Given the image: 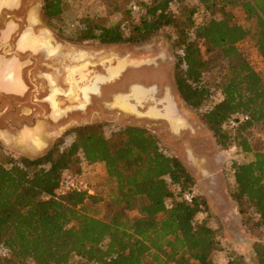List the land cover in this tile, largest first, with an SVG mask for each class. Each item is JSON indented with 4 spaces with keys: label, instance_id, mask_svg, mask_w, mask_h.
<instances>
[{
    "label": "trees",
    "instance_id": "16d2710c",
    "mask_svg": "<svg viewBox=\"0 0 264 264\" xmlns=\"http://www.w3.org/2000/svg\"><path fill=\"white\" fill-rule=\"evenodd\" d=\"M123 2L127 25L87 18L91 34L80 30L78 40L141 43L165 26L178 27L181 52L174 77L179 95L189 107L205 106L212 96L205 79L219 74L216 87L223 98L202 119L217 145L253 154L251 160L232 163L236 188L231 197L243 224L253 221V214L264 227V150L253 149L249 138L254 128L264 132V0ZM67 3L43 0L44 19L53 30ZM236 9L248 25L238 20ZM199 12L203 19L196 23ZM245 40L262 58L260 67L240 48ZM240 113L249 119L228 127L230 117ZM75 133L66 149L54 145L35 159L0 157V264H215L217 232L207 218L197 220L201 213L210 215L208 201L194 193V177L182 160L167 153L158 132L128 125L110 135L88 127ZM83 162L105 164L114 185L107 200L96 190L56 196L64 172L81 173ZM188 191L194 193L192 202L184 199ZM100 202L108 208L103 216L93 212ZM253 250L257 263L264 264V242L255 241ZM227 264L238 262L231 257Z\"/></svg>",
    "mask_w": 264,
    "mask_h": 264
},
{
    "label": "rangeland",
    "instance_id": "374dc122",
    "mask_svg": "<svg viewBox=\"0 0 264 264\" xmlns=\"http://www.w3.org/2000/svg\"><path fill=\"white\" fill-rule=\"evenodd\" d=\"M127 5L128 4H125L123 0H68L67 9L62 20L55 24V30L52 29L59 44L64 43L86 46L85 50L89 53H85V56H82V54L81 56H77L75 58V64L80 63L79 61H86L78 70H81L82 73H86L89 78L92 79L93 75L97 73L106 74V67L108 66L107 71L109 70L108 74L110 75H107L106 78L110 79L109 81L111 82L105 83V87L117 86L125 73H129L131 70H140L141 68H145L143 70H148L146 68L151 67L153 63H161L168 68L170 81L164 84L165 88L160 86L159 92L157 93V97L161 98L164 104L160 103L162 100L156 99V94L150 97L151 91L153 92L154 89L151 88L148 90L145 88L147 84L146 86H138L140 84L134 83L129 90L130 84L122 90V92H127L129 90L127 93H130V103L141 101L143 98H147V101L140 103L135 111L125 109L118 104L116 105L115 101L114 106H118L126 111L123 112L125 116H128L127 118H130L127 120L128 122L123 120L116 123L115 119L112 118L94 124V128H98L106 135H110L113 131L123 126L139 124L154 132H158L163 139V146H165L167 153L178 157L183 162H185V159L192 162L196 169V171L189 169V172L195 179L194 193L204 195L210 208L209 216H207V213H201L197 216V220L201 221L207 218L210 225L213 226L217 232L219 249L212 254L214 263L227 264L230 258L233 257L238 264H258L255 258L253 245L255 241L264 242V227L256 223L255 220L257 216L253 214L249 215L253 218V221L246 222V225L239 219H236V216H238L236 212L237 204L231 197V192L236 188L232 163L235 161L245 162L251 160L253 154L244 153L240 151V148H224L217 145L212 132L204 129L208 128V126L203 122V114L223 98L219 89L216 87L219 74L216 72L210 73L205 79L212 90V96L206 105L201 108H192L183 102L174 81L177 54L181 52L176 45L180 35L178 27L173 25L165 26L157 31L150 39L141 43L102 44L97 40H78L77 34L80 30L81 32L83 31L84 34H91V26L93 23H86V25L84 20L87 18H103L107 25H127L128 17L125 13ZM235 13L242 24L248 25L242 10L236 9ZM194 17L196 23H199L203 19V13H196ZM184 18L185 16L179 19L178 23ZM59 29H61V31H59ZM127 31L129 30L127 29ZM239 46L242 50L250 54L254 65L260 67L261 60L256 57L253 42L251 40H245L240 43ZM202 50L204 52L205 47H202ZM123 62L126 63L123 64ZM122 64L124 66H122ZM114 66H118L117 68L115 67V69H119L115 71ZM134 76L139 78L140 74L136 73ZM71 78L70 76L67 81L70 82ZM67 81L59 83L58 88L64 91L69 89L70 92H72L73 86ZM75 82L76 81H74V83ZM86 82L88 83L89 81L86 80ZM81 85H83V83H81ZM135 89L148 91L144 92L142 97H134L132 94ZM71 95H59L62 107L72 105L73 99ZM103 106L106 112L115 111L113 108L109 109V105ZM157 107L163 109V113L169 118V121H167V118V120H158L156 117H148V114L152 113L155 108V114H159L160 110L157 111ZM179 126H181V128H178ZM64 129L66 128H57V130H59L58 134L61 136L57 138L55 145L59 147L60 150L69 147L76 136L75 130L77 128H69L67 132L62 133ZM171 129L178 133H173ZM196 133H201V136H204L201 142L198 143L202 146H206V151L200 149L195 150L196 148L194 147H197V145H191L189 142L192 136H196ZM249 138L253 149L264 150V132L254 128L249 131ZM4 155L10 156L11 153L0 144V157ZM94 170H97V168ZM102 170V168L99 169L96 176L91 177V174L82 168V171L86 172V177L93 188L100 196L107 200L112 195V188L114 185L108 181L106 174H102ZM107 211L108 208L105 207L104 202H100L93 209V212L98 216H103ZM244 221H246V218ZM75 259L79 260L77 257H75Z\"/></svg>",
    "mask_w": 264,
    "mask_h": 264
},
{
    "label": "flooded vegetation",
    "instance_id": "af4514ba",
    "mask_svg": "<svg viewBox=\"0 0 264 264\" xmlns=\"http://www.w3.org/2000/svg\"><path fill=\"white\" fill-rule=\"evenodd\" d=\"M50 45L57 48V50L61 45H67L75 50L86 49V46L84 45L59 44L56 37L55 39H52V44ZM79 62L80 63L75 64V58H68L65 52L58 53V58L54 61H48L44 54L34 56L31 66L25 71L26 79L30 85L28 94L21 99L0 94V128H7L16 132L19 128L25 125H33V123H37L44 128L45 135L50 140H54L53 147L56 144L55 142L57 138L61 136L58 134L59 130H57V128H66L62 131V133H64L67 132L69 128H94V124L112 118L115 119L116 123L123 120H125V122L129 120L130 118H127L128 116H125L124 114L126 111L118 106H114V102L116 101L115 99L118 94H130L127 92H129L134 83L140 84L138 86H146L147 84L145 88L154 89L153 92L151 91L150 97L154 94H156L157 97L159 87L162 86L165 88L164 84L170 81L167 66L161 63H153L151 67L146 68L148 70H143L145 68H141L140 70H131L129 73H125L121 82L117 86H110L109 88L105 87V83L111 82L109 80L98 82L97 91L89 93L88 98H86L81 87L85 84L97 82V76H107L108 66L106 67V74L97 73L93 75V78L91 79L86 73H82L81 70H78L86 61ZM136 73L140 74L139 78L134 76ZM70 76L72 78L69 82L67 79L69 80ZM73 80L76 81V83H74ZM86 80L89 82L87 83ZM64 81L72 84V92H70L69 89L64 91L63 89L58 88V84L63 83ZM81 83H83V85H81ZM129 85V90L127 92H122V90ZM59 95H71V98L73 99L72 105L62 107ZM146 99L143 98L141 101H134V103L130 104H133L138 108L140 103L147 101ZM156 99L162 100L159 97ZM54 102H57L56 104L59 108L60 114H55L57 113V110L54 108ZM103 105H109V109L113 108L115 111L106 112L104 111ZM27 106L31 108L30 113H24L21 111V108ZM15 109L17 110L15 111ZM157 110L163 112V109L159 107H157ZM157 119L160 120L165 118ZM135 125L141 126L139 124ZM203 138L204 136H201V133H196V136H192L189 142L191 145H197V147H194L196 148L195 150L200 149L206 151V146H202L198 143L201 142Z\"/></svg>",
    "mask_w": 264,
    "mask_h": 264
},
{
    "label": "crops",
    "instance_id": "0c3cea01",
    "mask_svg": "<svg viewBox=\"0 0 264 264\" xmlns=\"http://www.w3.org/2000/svg\"><path fill=\"white\" fill-rule=\"evenodd\" d=\"M52 39H55V33L45 22L43 0H0V94L20 99L28 94L30 85L26 79L25 71L31 66L33 57L38 54H44L48 61H54L58 58V53L60 52H65L68 58H76L81 56V54L85 56V53H89L85 49L75 50L67 45H61L57 50V48L50 45L52 44ZM98 77L101 78L103 76ZM103 78L100 79V81L102 80L101 82L110 80L106 79V76ZM100 81L97 78V82L94 84L81 87L86 98H88L87 95L89 93L94 92L91 89L92 87H96L95 92L97 91V83ZM88 89L90 91H87ZM128 95L121 94L116 96L115 104L117 105L119 100L121 101L122 99L129 101ZM119 96L123 97L120 98ZM160 103L164 104L163 101ZM54 108L57 110L55 114H59V108L55 102ZM132 110L135 111L136 107ZM21 111L30 113L31 108L27 106L21 108ZM148 115V117L152 118H167L162 111L159 112L158 116L154 114L153 116L152 113ZM167 119L169 121V118ZM178 128H181V126ZM204 129L211 132L209 128ZM171 131L178 133L173 129ZM0 144L14 156L35 159L47 153L54 144V140H50L45 135L44 128L41 125L33 123V125H25L19 128L16 132L7 128H0ZM184 164L188 170L196 171L192 162L185 159ZM82 168L87 170L91 177H95L101 168L103 169L102 174H106L103 162L91 164L83 162ZM96 168L97 170H94ZM236 212L238 215L236 219L240 220L238 208Z\"/></svg>",
    "mask_w": 264,
    "mask_h": 264
},
{
    "label": "built area",
    "instance_id": "2783aa9c",
    "mask_svg": "<svg viewBox=\"0 0 264 264\" xmlns=\"http://www.w3.org/2000/svg\"><path fill=\"white\" fill-rule=\"evenodd\" d=\"M132 9L136 14H139L140 7L137 4L132 6ZM262 60L261 57H258ZM249 119V116L245 113L235 114L230 117L227 122V126L230 128L236 127L239 123L245 122ZM85 192L87 194H94L95 189L86 177V172L74 173L72 171H65L60 186L56 191V196H61L67 192ZM194 193L191 191L184 193V199L188 202H192Z\"/></svg>",
    "mask_w": 264,
    "mask_h": 264
},
{
    "label": "bare ground",
    "instance_id": "6f19581e",
    "mask_svg": "<svg viewBox=\"0 0 264 264\" xmlns=\"http://www.w3.org/2000/svg\"><path fill=\"white\" fill-rule=\"evenodd\" d=\"M124 63H126V62H123V64H124ZM123 64H122V66H124ZM115 67H116V66H115ZM115 67H114V69H115ZM117 67H118V66H117ZM117 67H116V68H117ZM119 67H120V62H119ZM118 69H119V68H118ZM118 69H115V71L118 70ZM111 70H112V69H111ZM108 71H109V70H108ZM115 71H114V72H115ZM111 72H112V71H111ZM111 72H110V73H111ZM114 72H113V73H114ZM108 73H109V72H108ZM108 75H110V74H108ZM100 76H101V75H100ZM97 77H98V76H97ZM113 77H114V76H113ZM115 77H116V76H115ZM101 78H103V77H101ZM101 78L98 77V80L100 81ZM103 79H104V78H103ZM106 79H107V78H106ZM106 79H105V80H106ZM112 79H113V78H112ZM96 80H97V79H96ZM101 81H102V80H101ZM101 81H100V82H101ZM107 81H108V80H107ZM15 82H16V80H15ZM91 84H92V83H91ZM93 84H94V83H93ZM86 86H87V85H86ZM93 86H94V85H93ZM95 86H96V85H95ZM84 87H85V86H84ZM90 87H91V86H90ZM10 89H11V88H10ZM82 89H83V88H82ZM84 89H85V88H84ZM91 89L94 90V92H95L96 87H92ZM144 89H145V88H144ZM152 89H153V88H152ZM92 90H91V91H92ZM148 90H149V89H148ZM148 90H143V89H140V90H139V89H135V91H134V93L132 94V96H134V97H142L143 94H144V92H147ZM82 91H83V90H82ZM84 91L87 92V91H90V90L88 89L87 91H86V90H84ZM92 92H93V91H92ZM84 95H85V93H84ZM129 96H130V95H128V97H129ZM87 97H88V95H87ZM119 97L121 98V97H123V96H119ZM136 99H137V98H136ZM56 103H57V102H56ZM56 105H57V104H56ZM118 105H121V106L124 107L125 109H129V110L135 109V107L133 106V104H130V102H129L128 100H126V99H122L121 101L119 100ZM155 109H156V108H155ZM155 109H154V111H156ZM154 111H152V114H155ZM157 111H158V110H157ZM155 115H158V114H155ZM32 135H33V134H32ZM30 141H31V140H30ZM25 142H26V141H25Z\"/></svg>",
    "mask_w": 264,
    "mask_h": 264
}]
</instances>
